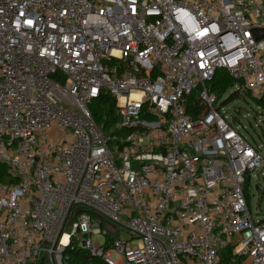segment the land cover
Listing matches in <instances>:
<instances>
[{"label":"built area","instance_id":"built-area-1","mask_svg":"<svg viewBox=\"0 0 264 264\" xmlns=\"http://www.w3.org/2000/svg\"><path fill=\"white\" fill-rule=\"evenodd\" d=\"M256 30L264 0H0V264H264L263 148L208 89L264 101Z\"/></svg>","mask_w":264,"mask_h":264},{"label":"rangeland","instance_id":"rangeland-1","mask_svg":"<svg viewBox=\"0 0 264 264\" xmlns=\"http://www.w3.org/2000/svg\"><path fill=\"white\" fill-rule=\"evenodd\" d=\"M237 87L230 88L222 97H218L217 105L220 106L227 97L235 92ZM230 122H234L239 132L254 146H261L264 155V135L261 127H264V108L260 107L255 100L248 96H242L229 105L223 107ZM238 109L240 113H235ZM233 115L237 118L235 120ZM249 187L250 210L253 218L257 220L264 219V167L259 173L253 174ZM122 221H124L122 219ZM121 236L126 237L127 234L121 229ZM93 242L103 244V236H94ZM136 243V242H135ZM136 245V244H135ZM115 258V256H112Z\"/></svg>","mask_w":264,"mask_h":264},{"label":"trees","instance_id":"trees-1","mask_svg":"<svg viewBox=\"0 0 264 264\" xmlns=\"http://www.w3.org/2000/svg\"><path fill=\"white\" fill-rule=\"evenodd\" d=\"M239 84L240 83L234 80L228 72L220 70L217 71L213 81L208 84V89L210 90V92L216 94L217 97H222V95L225 94L230 88L236 87V85ZM245 95L251 98L248 93H242L236 90L235 92L230 94L225 101L222 102L221 106L224 107L226 105H229L234 100ZM255 101L260 107L264 108V101ZM191 102H194L193 96L191 97ZM195 110L196 113L193 111V113L190 114L193 116L197 115L198 108L195 107ZM91 111L93 113V117L97 125L101 126L106 133L111 132L112 128H115L117 126L118 119L115 115V102L109 97L105 96L97 100L91 107ZM235 113H240V111L238 109H235L234 114ZM233 118L237 120L234 115ZM261 131L264 135V127H261ZM0 175L1 180L3 182L6 181L5 178L7 176V173L5 166L0 167ZM247 201L248 204H250L249 196L247 197ZM108 242L111 245L113 239L108 238ZM69 254L71 256V264H90L91 262L89 255L81 248H78L76 251L73 252L70 251ZM95 264H99V262L96 260Z\"/></svg>","mask_w":264,"mask_h":264},{"label":"water","instance_id":"water-1","mask_svg":"<svg viewBox=\"0 0 264 264\" xmlns=\"http://www.w3.org/2000/svg\"><path fill=\"white\" fill-rule=\"evenodd\" d=\"M253 37L258 41L264 39V30H256L253 32Z\"/></svg>","mask_w":264,"mask_h":264}]
</instances>
